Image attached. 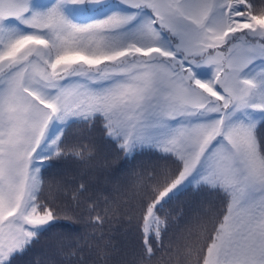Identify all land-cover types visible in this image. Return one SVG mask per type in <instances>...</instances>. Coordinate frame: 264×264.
<instances>
[{"label": "snow or ice", "instance_id": "snow-or-ice-1", "mask_svg": "<svg viewBox=\"0 0 264 264\" xmlns=\"http://www.w3.org/2000/svg\"><path fill=\"white\" fill-rule=\"evenodd\" d=\"M77 119L173 159L141 200L147 256L199 185L223 204L198 264H264V0H0V264L56 226L41 169Z\"/></svg>", "mask_w": 264, "mask_h": 264}, {"label": "trees", "instance_id": "trees-1", "mask_svg": "<svg viewBox=\"0 0 264 264\" xmlns=\"http://www.w3.org/2000/svg\"><path fill=\"white\" fill-rule=\"evenodd\" d=\"M75 15L87 22L99 12ZM65 143L68 155L45 161L41 169L40 199L57 214L56 226L40 234L15 264H198L205 235L223 204L219 195L193 185L165 204L158 212L164 231L147 256L141 200L163 183L161 174L174 178L173 159L158 151L126 153L100 121L77 119L66 129Z\"/></svg>", "mask_w": 264, "mask_h": 264}, {"label": "rangeland", "instance_id": "rangeland-1", "mask_svg": "<svg viewBox=\"0 0 264 264\" xmlns=\"http://www.w3.org/2000/svg\"><path fill=\"white\" fill-rule=\"evenodd\" d=\"M82 12V11H81Z\"/></svg>", "mask_w": 264, "mask_h": 264}]
</instances>
